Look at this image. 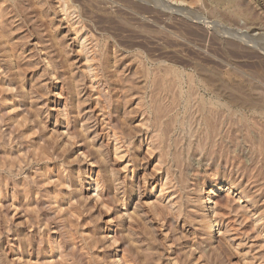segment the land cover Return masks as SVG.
<instances>
[{
  "label": "rangeland",
  "instance_id": "374dc122",
  "mask_svg": "<svg viewBox=\"0 0 264 264\" xmlns=\"http://www.w3.org/2000/svg\"><path fill=\"white\" fill-rule=\"evenodd\" d=\"M0 264H264V0H0Z\"/></svg>",
  "mask_w": 264,
  "mask_h": 264
},
{
  "label": "bare ground",
  "instance_id": "6f19581e",
  "mask_svg": "<svg viewBox=\"0 0 264 264\" xmlns=\"http://www.w3.org/2000/svg\"><path fill=\"white\" fill-rule=\"evenodd\" d=\"M229 189H231V188H230V187H229V188H226V190H229ZM214 192H215V191H214V189H212V190L210 191V194H213ZM245 198H246L245 196H242V199H243V201H244V202H248V203H249V202H250V200H249V199H247V198L245 199ZM222 199H223V198H222V196H221V195H217V200L219 201V203H223V202H222ZM209 201H211V199H210V198H209ZM208 221H209V225H208V227H209V229H211V230H212V229H213L212 222H211V220H210V219H209Z\"/></svg>",
  "mask_w": 264,
  "mask_h": 264
}]
</instances>
